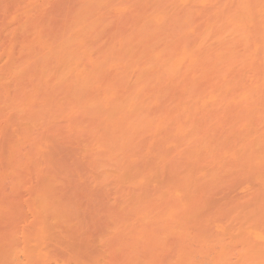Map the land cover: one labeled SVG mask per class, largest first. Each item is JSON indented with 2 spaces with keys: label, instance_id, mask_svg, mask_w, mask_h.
Instances as JSON below:
<instances>
[{
  "label": "bare ground",
  "instance_id": "bare-ground-1",
  "mask_svg": "<svg viewBox=\"0 0 264 264\" xmlns=\"http://www.w3.org/2000/svg\"><path fill=\"white\" fill-rule=\"evenodd\" d=\"M0 144V264H264V0H0Z\"/></svg>",
  "mask_w": 264,
  "mask_h": 264
},
{
  "label": "rangeland",
  "instance_id": "rangeland-1",
  "mask_svg": "<svg viewBox=\"0 0 264 264\" xmlns=\"http://www.w3.org/2000/svg\"><path fill=\"white\" fill-rule=\"evenodd\" d=\"M59 19H60V18H59ZM1 144H2V143H1ZM1 144H0V145H1ZM29 178L33 179L34 177H33V176H30ZM30 182H31V183H30L31 185L34 184L33 180L30 181ZM4 184H5V185L7 184V185L5 186ZM3 185H4V187H6L7 189H6V188L1 189ZM8 186H9V183H8V182H7V183L4 182L3 184H0V190H1V191H0V194H1V195H3L1 192H3L4 190H5L4 193H5V192L8 193V194L10 193V192H8V191L10 190V188H8ZM9 187H10V186H9ZM8 189H9V190H8ZM2 190H3V191H2ZM20 192H21V191H20ZM20 192H19V193H20ZM23 192H24V191H23ZM6 193H5V194H6ZM21 193H22V192H21ZM21 193H20V194H21ZM234 193H235V192H234ZM234 193H231V194H234ZM238 193H239V192H238ZM20 194H19V195H20ZM23 194H25V193H22V195L20 196V197H21L20 200H21V199H24V198L27 199V198L25 197L26 195H23ZM74 194H75V193H74ZM74 194H73V196H76V197H77L78 193H76L75 195H74ZM220 194H221L220 196L222 197L223 194H222V193H220ZM236 194H237V192H236ZM236 194H234V195H236ZM237 195H238V194H237ZM73 196H70V197H71V200H72L73 202H75L79 197H77V198H76V197L73 198ZM78 196H79V195H78ZM231 196H233V195H231ZM23 197H24V198H23ZM80 197L84 198L82 195H81ZM217 197H218V196H217ZM72 198H73V199H72ZM212 198H214V199H218V198H216V197H212ZM219 198H220V197H219ZM25 199H24V201L21 200V202L24 203V204H26L25 202H29V201H27V200L25 201ZM75 199H76V200H75ZM85 201H86V200H84V199L81 200V198H80V199H78L76 202L79 203V202H85ZM87 215L89 216V214H87ZM87 215H85V217H84V220L87 219L85 222H87V221L89 222L88 219L91 217V216H90V217L88 218ZM85 218H86V219H85ZM91 219H92V218H91ZM93 219H94V216H93ZM93 219H92V220H93ZM95 219L98 221V223H97L98 225L95 224V223H96V220H94V222L91 223V224H89V223H90L92 220H90L89 223L87 222V223H88L87 225H86V223L83 224V226L85 225V227H84V231L87 229V227H89L85 232H88V233H89V231L92 230V231H90V232H92V233H91V234L89 233L91 236H90L89 234L86 233V234L88 235V236L86 235V237H87L86 240H88V238H89V240H90V238H92V237L95 235L94 233H97V232L99 231V228H100V230H102L101 228H103V227H104L103 225H105V223H103V222H105L103 219L100 220L99 217H98V218L96 217ZM98 219H99V220H98ZM100 223H103V225L101 226ZM93 224H95V225H93ZM86 226H87V227H86ZM90 226H91V227H90ZM94 226H96V227H94ZM92 227H93L94 230L92 229ZM90 228H91V229H90ZM96 229H97V230H96ZM93 232H94V233H93ZM89 236H90V237H89ZM84 239H85V238H84Z\"/></svg>",
  "mask_w": 264,
  "mask_h": 264
}]
</instances>
